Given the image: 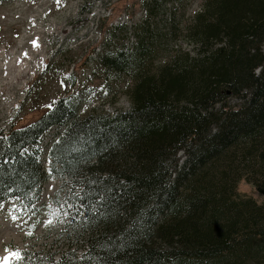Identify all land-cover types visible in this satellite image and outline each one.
I'll list each match as a JSON object with an SVG mask.
<instances>
[{
    "label": "trees",
    "instance_id": "trees-1",
    "mask_svg": "<svg viewBox=\"0 0 264 264\" xmlns=\"http://www.w3.org/2000/svg\"><path fill=\"white\" fill-rule=\"evenodd\" d=\"M177 3L143 0V19L118 26L121 46L108 39L104 79L131 80L128 110L75 116L61 98L37 121L0 130V205L30 210L60 177L86 246L57 260L25 250L23 264H264V0H202L185 38ZM178 37L188 49L172 45ZM53 125L64 132L45 168L34 147Z\"/></svg>",
    "mask_w": 264,
    "mask_h": 264
},
{
    "label": "rangeland",
    "instance_id": "rangeland-1",
    "mask_svg": "<svg viewBox=\"0 0 264 264\" xmlns=\"http://www.w3.org/2000/svg\"><path fill=\"white\" fill-rule=\"evenodd\" d=\"M201 3H177L180 36ZM143 17V0H0V130L37 121L61 98L73 106L75 116L128 110L131 80L107 82L100 58L108 53L109 37L116 39L111 48L121 46L125 33L118 26L131 28ZM131 37L129 42L134 41ZM184 38H176L174 44L171 40L172 45L188 49ZM236 104L237 100L231 101ZM63 132V125H53L35 145L45 168H49V148ZM65 183L57 176L47 179L30 210L16 211L14 198L0 205V264L17 250L54 254L55 260L68 247L83 253L86 246L77 233V209L69 199L70 190L64 191ZM239 190L257 196L250 185L241 183ZM48 205L57 209L55 218L49 217ZM58 205L69 214L60 215Z\"/></svg>",
    "mask_w": 264,
    "mask_h": 264
},
{
    "label": "snow or ice",
    "instance_id": "snow-or-ice-1",
    "mask_svg": "<svg viewBox=\"0 0 264 264\" xmlns=\"http://www.w3.org/2000/svg\"><path fill=\"white\" fill-rule=\"evenodd\" d=\"M57 2L59 3L60 0H57ZM37 46H38V45H37ZM48 107L51 108L52 106L49 105ZM123 190H124V191L127 190V186H126V185L124 186ZM107 191H108L109 197H110L111 199H113V200L116 199L117 196L123 198L121 189H117V190H116V196H112V192H113V190H112L111 188H109ZM75 195H76L81 201L83 200V197L80 196L78 193L75 194ZM97 203H100L101 206H103V203H104V197H102V196L99 197ZM48 207H49V209H50V211H49V213H48L49 217L55 218L56 215H57V209H53V208H52V205H48ZM67 207H68V208H72V207H74V206L71 205V204H68ZM58 210H59L60 215L67 216V215L69 214V213L65 210L64 205H58ZM77 211H79V208H77ZM92 211L95 213V211H97V209H96V208H93ZM141 211L143 212L144 210H141ZM121 216H123V213H121ZM17 218H18V217H16V216H13V217H12L13 220H15V219H17ZM52 223H53V219H49V220L47 221V224H48V225H51ZM141 224H142V222H141V219H140V214L138 213L137 217L134 218V219L131 221L129 227L126 229V231L129 233V238H131L132 234H134V232H135L136 230H138V229L141 227ZM29 235H31V233H29ZM120 239H121L120 248H121L122 250H124V249H125V242H124L123 236H121ZM25 259H26V257L24 256V254L17 250V251H14V252H10L9 256L6 257L5 260H4V264H14V262H15V264H23V261H24Z\"/></svg>",
    "mask_w": 264,
    "mask_h": 264
}]
</instances>
